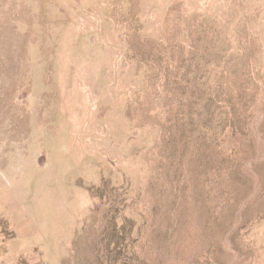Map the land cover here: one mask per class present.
<instances>
[{
    "label": "rangeland",
    "instance_id": "obj_1",
    "mask_svg": "<svg viewBox=\"0 0 264 264\" xmlns=\"http://www.w3.org/2000/svg\"><path fill=\"white\" fill-rule=\"evenodd\" d=\"M75 212L64 264H264V0H0V264Z\"/></svg>",
    "mask_w": 264,
    "mask_h": 264
},
{
    "label": "crops",
    "instance_id": "obj_2",
    "mask_svg": "<svg viewBox=\"0 0 264 264\" xmlns=\"http://www.w3.org/2000/svg\"><path fill=\"white\" fill-rule=\"evenodd\" d=\"M43 219V212H38L37 220L40 222ZM62 223L58 228V233L55 234L51 228H46L42 223L36 225L30 236V244L27 245L28 249L33 248L32 251L36 252V259L44 264H64V258L68 255L72 242L76 238L78 232L79 214L73 213L71 221L68 223L59 217ZM42 225V226H41ZM28 253V252H27Z\"/></svg>",
    "mask_w": 264,
    "mask_h": 264
}]
</instances>
